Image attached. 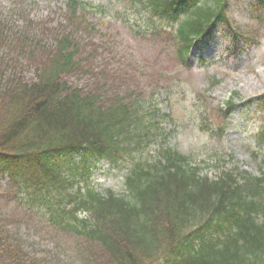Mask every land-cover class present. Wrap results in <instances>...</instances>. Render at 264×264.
I'll return each mask as SVG.
<instances>
[{
  "label": "trees",
  "instance_id": "1",
  "mask_svg": "<svg viewBox=\"0 0 264 264\" xmlns=\"http://www.w3.org/2000/svg\"><path fill=\"white\" fill-rule=\"evenodd\" d=\"M119 1L141 10L147 29L171 28L182 59L226 21L229 3ZM68 2L75 15L80 0ZM1 22L0 203L78 241L81 264H264V149L259 175L230 168L211 178L158 142L146 153L163 132L151 97L131 99L115 83H69L65 76L82 68L77 45H68L74 37L61 36L44 62L37 50L48 47H32L25 32L10 34ZM24 64L33 79L22 77ZM258 139L264 146V120ZM102 160L124 171L125 193L91 186L88 171ZM24 221L0 208V264H52L26 244Z\"/></svg>",
  "mask_w": 264,
  "mask_h": 264
},
{
  "label": "rangeland",
  "instance_id": "2",
  "mask_svg": "<svg viewBox=\"0 0 264 264\" xmlns=\"http://www.w3.org/2000/svg\"><path fill=\"white\" fill-rule=\"evenodd\" d=\"M82 1L93 8L73 15L66 0H0L1 26L15 36L40 27L46 33L39 40L48 48L57 47L61 36L74 37L68 45L78 46L81 67L91 74L73 76L71 82L92 80L94 88L105 90L115 83L121 92L151 97L162 113L170 114L162 126L171 130V147L202 167L204 161L205 167H213L216 160L227 165L222 169L237 166L257 174L253 153L258 151L264 115L258 110L264 103L252 99L264 94V0H229V25L218 26L202 40L189 67L178 62L171 33L160 29L153 38L144 34L139 11L119 0ZM25 75H33L31 67ZM228 99L236 106L225 120ZM247 100L252 101L244 106ZM119 178L120 172L102 166L91 181L97 189L117 192ZM22 216L19 232L35 254L52 264H81L78 241L56 233L36 213Z\"/></svg>",
  "mask_w": 264,
  "mask_h": 264
}]
</instances>
